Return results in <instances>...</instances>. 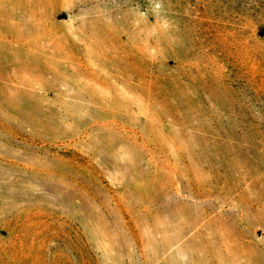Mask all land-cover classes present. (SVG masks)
I'll return each instance as SVG.
<instances>
[{
    "label": "rangeland",
    "instance_id": "1",
    "mask_svg": "<svg viewBox=\"0 0 264 264\" xmlns=\"http://www.w3.org/2000/svg\"><path fill=\"white\" fill-rule=\"evenodd\" d=\"M0 264H264V0H0Z\"/></svg>",
    "mask_w": 264,
    "mask_h": 264
}]
</instances>
